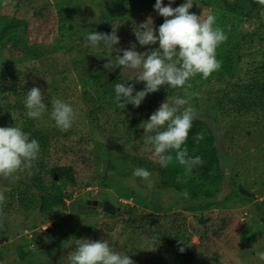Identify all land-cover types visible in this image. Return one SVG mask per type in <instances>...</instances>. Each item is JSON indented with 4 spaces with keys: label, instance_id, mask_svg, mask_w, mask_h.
<instances>
[{
    "label": "rangeland",
    "instance_id": "rangeland-1",
    "mask_svg": "<svg viewBox=\"0 0 264 264\" xmlns=\"http://www.w3.org/2000/svg\"><path fill=\"white\" fill-rule=\"evenodd\" d=\"M127 1L0 0L1 14H18L29 20L28 41L23 40L14 56L4 51L0 58V65H17L26 76L23 91L21 78L10 81L13 88L18 87L13 99L24 104L27 91L39 87L47 110L38 120L45 127L55 124L51 118L54 99L71 104L76 117L65 131L67 141L83 144L70 157L51 153L50 164L74 167L73 173L58 182L63 203L40 194L38 210L28 215L18 203L15 184L20 179L30 182V174L22 171L14 181L0 180V193L5 197L0 204V264H69L68 255L80 238L108 240L114 251L128 254L135 264H179L174 255H167L179 248L173 240L177 233L181 245L189 244L201 258L198 264H264L256 255L264 251V71L259 65L258 35L264 6L247 14L228 11L220 0H194L190 12L202 18L215 15L228 36L216 49L221 67L207 79L197 74L184 89L161 86L145 97L148 108L134 110L127 104L117 112H107L98 99L101 82L114 75L126 85L133 84L135 91L143 90L145 83L128 80L129 75L120 68L105 69V63L117 53L108 52L103 42L86 47L85 37L116 29L120 42L114 48L135 44L143 52L159 45H139L135 26L151 17L158 34L164 22L154 10L155 0H146L131 19L125 13ZM185 2L172 0L171 6ZM169 3L163 0L165 6ZM85 95L97 97L99 111L94 116L87 113ZM177 95L188 98L198 118L218 136L227 179L217 197L189 193L185 199L182 192L162 188L161 166L155 162L153 146L145 142L150 133L132 124L135 115L148 112L151 116L162 102ZM125 118L129 134L123 129ZM21 120L19 111H14L6 126H18ZM140 157L145 158L141 165ZM136 167L151 172V187L132 175ZM232 188L250 200L236 195L225 200L232 206L219 207L218 196L232 195ZM87 199L109 200L116 212L87 205ZM147 213L153 216L141 217ZM150 221L158 222L157 235L149 233L146 224ZM22 252L26 253L23 258Z\"/></svg>",
    "mask_w": 264,
    "mask_h": 264
},
{
    "label": "clouds",
    "instance_id": "clouds-1",
    "mask_svg": "<svg viewBox=\"0 0 264 264\" xmlns=\"http://www.w3.org/2000/svg\"><path fill=\"white\" fill-rule=\"evenodd\" d=\"M171 2L172 0L165 6L163 0H156L154 4V10L164 17L158 34L151 17L133 29L139 45L158 43V47L143 52L137 51L135 44L127 49L114 48L120 42L116 29L111 33L91 32L85 37L86 47L88 44L95 47L103 42L108 52L117 53L114 60L108 59L105 69L120 68L121 72L129 75L128 80L145 83L140 91H135L133 84L116 83L114 101L119 109L125 108L127 104L140 107L149 93L157 92L164 85L173 89L190 87L188 81L197 74L207 79L221 67L216 49L227 41L228 36L217 24L215 15L209 14L202 18L201 15L190 12L194 0H186L175 8L171 6ZM256 2L264 6V0ZM121 52L122 55L119 54ZM24 106L28 118L39 119L43 116L47 106L39 87L34 86L27 91ZM75 117L71 104L61 99L52 101L51 118L57 128L68 131ZM197 118L198 114L190 106L189 99L177 95L172 100L162 102L149 119L142 122L144 133H150L146 135L145 142L153 146L156 163L167 167L173 161V156L169 154L172 151H175L176 161L189 174L203 163L200 156H190L187 149L182 147ZM30 136V133L18 126L0 127V178L14 181L19 172L31 169L33 161L38 159L40 144ZM201 139L203 135L198 133L197 142ZM132 175L143 179L149 187L153 184L151 172L144 167H136ZM180 195L187 199L189 193L184 190ZM4 201L5 197L0 193V204ZM74 246L68 255L69 264H135L128 254L114 251L108 240L80 238L75 240ZM179 250L183 252L184 248ZM256 255L264 261V251H258Z\"/></svg>",
    "mask_w": 264,
    "mask_h": 264
},
{
    "label": "trees",
    "instance_id": "trees-1",
    "mask_svg": "<svg viewBox=\"0 0 264 264\" xmlns=\"http://www.w3.org/2000/svg\"><path fill=\"white\" fill-rule=\"evenodd\" d=\"M145 1L146 0H143V2H138V0H133V2L131 0L127 1L125 9L127 17L131 19L133 15L139 13L143 9ZM220 1L224 4L223 7L230 12L241 10L248 14L261 6L256 0ZM28 26L29 20L25 16L0 13V58L4 56V51L9 55L14 56V50L22 47L23 40L28 41ZM258 35L260 39L259 51L262 53L259 65L264 71V20L260 22ZM24 77H26L25 74L17 65L11 67L0 65V127H7L6 122L8 121L9 123L12 121V113L14 111H19L22 120L18 127H21L25 132L30 133V138L37 139L40 144L38 159L33 161L31 169L27 171L30 174L31 181L26 182L20 179L18 184H15L17 187V200L20 207H22L28 215H31V213L36 212L40 206L42 201L40 194L54 196L56 202L63 203V192L58 189V182H61L64 177L74 172V167L71 165H61L58 162L50 164L49 160L52 151L58 155L70 157L75 152L77 153L80 151V149L83 148V144L67 141V132L63 131L62 134L59 135L60 130L55 124H48V126L45 127L40 124V120L30 119L26 116V109L23 102L13 99L14 92H16L18 87L13 88L10 82L17 81L21 78L20 89L23 91L26 87ZM105 81L107 82L104 83ZM105 81L100 83L101 94L98 96V99L102 106L107 108V112H117L119 108L114 101V86L116 83L126 84L127 82L114 75H111V77ZM261 88H264V84L261 85ZM96 100L97 97L85 95L87 113L90 116H94L97 111H99L96 106V104L98 105ZM110 102L112 105L108 107L107 105ZM142 108H148L147 101H142L140 107H135L134 110H141ZM99 115L96 116L95 119H98ZM149 117L150 115L148 112H143L142 116L135 115L134 119L131 121L133 126L141 131V129H143L142 122L148 120ZM127 120L128 118H125L123 129L129 134L130 131L128 126H125ZM198 133L203 135V139L199 142L196 140ZM255 133L258 134V132ZM217 142L218 136L213 130L208 126L206 127L199 118L195 119L192 123V128L189 131L186 144L182 147L187 149L190 156H200L203 163L194 168L189 174L185 171L184 166L176 161L175 151L170 152L169 154L173 156V161L167 167H161L160 170L161 187L164 189L171 188L178 192L187 190L188 193L193 195L206 196L216 194L217 197V194L219 195L221 193L220 185L227 179L222 171V153L220 152ZM102 151L105 152L104 149H102ZM102 151L100 152L101 154L104 153ZM138 159L139 164L141 165L145 158L140 157ZM258 161L259 160H257L256 163H258ZM1 179L3 178H0V180ZM232 191V195H225L223 197V193L222 196L220 195L221 197L218 196L219 207L232 206L229 204L230 201L225 202V200L228 199V197L234 198L236 195L240 199L247 201L250 200L247 194L240 193L236 191L235 188H232ZM151 216H153V214L147 213L141 217L149 218ZM146 225L150 234H158L156 229L158 222L150 221ZM177 235L178 236H174L173 240L177 242L179 248L177 251L173 250L171 253L167 252V255H174L175 259L180 262L179 264L200 263L201 258L197 256L195 251H193V247L189 244L182 246L180 234L177 233ZM181 247L184 248L183 252L179 250ZM25 254V252H22L21 258H23ZM185 259L187 261H185ZM160 262H162V260H160Z\"/></svg>",
    "mask_w": 264,
    "mask_h": 264
},
{
    "label": "water",
    "instance_id": "water-1",
    "mask_svg": "<svg viewBox=\"0 0 264 264\" xmlns=\"http://www.w3.org/2000/svg\"><path fill=\"white\" fill-rule=\"evenodd\" d=\"M87 205L101 207L104 211L114 214L117 207L109 200L87 199Z\"/></svg>",
    "mask_w": 264,
    "mask_h": 264
}]
</instances>
